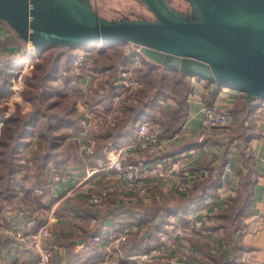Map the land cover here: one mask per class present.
Instances as JSON below:
<instances>
[{
  "label": "rangeland",
  "instance_id": "1",
  "mask_svg": "<svg viewBox=\"0 0 264 264\" xmlns=\"http://www.w3.org/2000/svg\"><path fill=\"white\" fill-rule=\"evenodd\" d=\"M167 1L173 7L183 12L190 11L191 9L190 3L187 0ZM92 2L98 12L107 18H120L123 15H127L128 17L152 18V13L146 8L145 4L139 0H92ZM129 47L131 48L130 44L125 43H99V46L92 44L90 46H77L72 49H65L61 46L40 48L27 56L28 59L26 60L27 63L25 64L26 68L24 70H22L23 61L20 60V57L24 55V48L15 54H8L7 56L5 54L6 52L2 53V51H0V89L4 88V90L0 92V140L6 142V144L0 145V150H2L0 153V173L2 172V174H5L0 178V202L3 203V205L0 206V213L4 214L5 210L10 212L16 210L17 213V210L20 209L23 213L29 212L33 219L34 216L37 215L42 217L43 221H45L48 216L50 217L51 215L50 208L55 206V213L53 215L56 216L57 220L51 227V255L54 250L53 236L55 234V227L59 225L57 222H59L58 220L64 215V213H62V208L65 205L72 203L79 208L80 204H87L99 210V218L98 220L96 219L92 225L94 226L93 228L96 229V235H89L91 237V242L89 243L103 240L102 245L100 244V250H102L100 251V256H103L93 262V264H119L122 256L126 254L123 248V243L126 238H128L130 234L129 237L133 236L134 233L136 237L137 235L140 236V233L146 235L149 231V225L148 223H142L139 227L136 226L134 229L129 227L130 229L122 231L121 221L112 218V213L118 212L116 209L121 206L118 202H124L126 205L128 202V206L133 208V210H135V208L153 207L154 205L170 206L174 204V201L177 200L176 202H178L181 197L187 194V192L186 194L178 192L176 194L177 197L165 196L164 199L158 194V192L162 191V187L159 185L160 182L167 183L166 185H171L172 189L178 190L176 187V178L174 177L166 179L152 175L150 176L149 186L148 183H141L146 179L133 182L129 181L118 171L116 172L109 169L103 170L102 166H104L107 161L105 160V156L107 155H105L107 139L100 141L106 143L98 147L96 142L98 141V135L102 131L107 128H114L113 126H116V124L105 126L103 130L99 132L91 131L94 136V152L91 153L85 150V148L81 149L82 153L79 151L80 140H84V136L78 133L79 130H83L84 128L83 114H90L92 108H110L111 106L122 111L121 118H123L125 114L129 115L135 112L141 114L142 99L146 98L145 94L152 91L157 84L160 69H149L142 53H138V56L135 57L137 61H135L134 71L135 76L141 82L140 87L143 88L139 89L140 87H138L135 89L133 99H130L128 96H125L124 100L119 101H113L112 98H107L106 91L113 89L111 83L115 78H118V66L120 64L118 55L122 50L126 52L130 50ZM102 66L109 67L102 68ZM50 67H52L51 70ZM141 67L142 70H139L138 68ZM146 68L148 72L144 74ZM93 73L96 74L93 75ZM51 74H53V76ZM167 74L171 73L169 72ZM65 77H69L67 81L68 84L64 83ZM85 77H89L90 80L87 85L83 84L82 79ZM96 77H98L97 80H95ZM73 83L75 86L69 88V85ZM160 97L166 98L165 96H159L158 98ZM167 102L168 104H174L173 99H169ZM85 103L88 108L82 110L81 106ZM37 104H39L38 116L34 119L29 133L23 139L15 154L18 167L16 168L15 177L13 180H10V184H14V187L18 185L19 193L16 192V189L15 192L12 191L8 193V188L5 190L6 186H8L7 174L5 172L8 169L7 165L9 166L12 160L11 151L15 144L16 133L19 128L22 127L21 120L30 116V114L32 115V113L34 115L35 111H33V109ZM155 104V106H149L145 112H149L150 114L155 113L157 116L159 115L158 117L160 118L162 114H165L164 110L168 104L163 105L158 102H155ZM180 112H184V109H181ZM245 112L246 110L243 107H240V109L232 108L230 110L232 118L230 126L226 128L223 137L213 138L210 140V143H217L223 147L226 145L228 147L232 146L233 140L240 132L244 135L246 128L241 126V124H243ZM55 116H59L63 120L59 121L57 117L55 119ZM147 116V114H144L143 117L147 118ZM12 117H19L20 119L11 120ZM159 118H154V120L160 121ZM170 120L171 119L168 118L166 122L164 121L165 128L169 126ZM68 130H77V134L68 133V136L65 138H56V141H62L59 146L50 139L52 135H58ZM166 132L169 133L168 130ZM167 133L161 135L165 136ZM195 139L198 141L197 137H195ZM69 144L73 145V148L71 147V150H69L70 153L73 151V155L56 162L55 160H59L63 157L62 152L70 147L68 146ZM201 145L204 146L205 143ZM21 147L27 148L25 150L28 153L30 161L28 166L20 159H25L23 156L24 149ZM64 148L65 150H63ZM169 148H164V150L159 151L157 154H163L166 150H169ZM218 149L217 147V152L213 154L218 153ZM48 150L54 151V153L58 152V157L56 155H54L55 158L51 155L48 156V158L43 157ZM220 152L219 149L218 154H220ZM227 154L228 158H230L231 156L228 152ZM76 156H83V158L78 161ZM101 160L102 162L99 164ZM185 166L186 165H184V167ZM184 167L182 171L180 170L184 175L182 179L185 178V176L188 177V175L183 172L185 170ZM58 171L60 173L68 171L71 174V180H73V182H71L69 186H65L62 191L56 193L55 188L60 182L53 181L52 178ZM189 178L191 177L189 176ZM197 181L190 180L189 186ZM35 182L41 185L35 186ZM153 190L157 191V195H159L156 201L151 200L149 203L134 201L129 203V201H131L130 196L133 197V200H135V197L141 200V196H145L147 193L150 194ZM47 191L49 193V199H46L45 202L48 203L49 200V206L45 208L41 202L39 203V201L36 200V197L34 198L32 196H42V194ZM127 191L132 192L127 194ZM5 194H7L6 197L8 198L3 201L2 196H5ZM85 194H89V196L87 197ZM94 196H99L97 202L91 200ZM201 200L183 213L160 216L157 219L156 223L160 224L157 230L159 238H156V240L155 238H149V244L146 247L138 249L143 250L156 244L160 246L161 255L150 258L146 261L147 264H214L209 258L205 257V252H208L211 247L210 228L220 220H222L221 222L229 220L230 218L232 220V216L231 214L228 215L224 213L226 216L223 215L222 218L217 219L218 216L215 215V213L210 214L208 210L205 211V197ZM43 208H45L44 211ZM230 208L231 207H225L224 209L230 210ZM195 209L201 210L196 213L207 218L204 223V229L207 231L209 230L208 234L204 233L202 236L191 235L190 237H183V239H181V237H177V239L171 238L169 236L170 221L173 220L174 217L179 219L180 216H185L191 213V210L195 211ZM130 213L136 212L130 211ZM9 214L7 213L5 215L8 216ZM14 220H11L10 223L13 222L17 224L16 217ZM117 225H119V228L121 227L120 230L114 228ZM85 247L87 246L82 244V249L79 251V258L84 254L87 255ZM192 247H194V249H192ZM84 250H86V252H84ZM131 252H127V254Z\"/></svg>",
  "mask_w": 264,
  "mask_h": 264
},
{
  "label": "water",
  "instance_id": "2",
  "mask_svg": "<svg viewBox=\"0 0 264 264\" xmlns=\"http://www.w3.org/2000/svg\"><path fill=\"white\" fill-rule=\"evenodd\" d=\"M147 17L107 18L92 0H0V19L26 49L133 44L150 60L229 86L246 100H264V0H187L181 11L167 0H141Z\"/></svg>",
  "mask_w": 264,
  "mask_h": 264
},
{
  "label": "crops",
  "instance_id": "3",
  "mask_svg": "<svg viewBox=\"0 0 264 264\" xmlns=\"http://www.w3.org/2000/svg\"><path fill=\"white\" fill-rule=\"evenodd\" d=\"M188 78L190 79L192 89L186 96L187 105L185 117L173 134L164 136V138H166L164 148L167 149L170 147L169 150H166L170 155L159 156L155 159H162L169 156L179 157V155H182L186 160L184 164L186 166L184 167L183 165L180 170L182 171L184 167V174L188 175V177L190 176L192 181H197L202 180L204 176H207L209 173L206 165L214 155L212 146L216 145L220 151H222L223 146L221 148L217 143H205L204 146L196 143L193 144L197 141L195 137L200 127V107L203 102V95L212 88L214 84L198 76L188 75ZM176 97L177 95L175 98ZM243 100H246L244 92L225 85L219 87V91L215 97V101L229 110L232 108L240 109V107H244ZM253 103L254 104L249 108H245L246 112L244 118L242 117L243 124H241V126L246 128L244 135L240 132L233 140L232 146H227L226 148L231 156L228 160L232 165L233 172L227 173L223 166L220 172L222 181L212 194L207 195L212 198L209 201L207 210L210 214L215 213V215L218 216L217 219L222 218L223 213L226 212L224 209L225 207H232L234 209L231 213L232 220L231 218L224 222L220 220L210 228V231L208 230L211 236V247L208 252H205V257L209 258L214 264H264V100H255ZM142 115L144 116V114L141 113L140 117H143ZM148 117L149 116H147V118ZM154 118L150 116V119ZM231 120L232 118L230 117V121ZM76 131L77 130H68V133L74 134ZM83 132L84 128L78 131L80 135ZM125 139L126 140L119 145H113L112 142L107 143L105 147V155L107 154L105 160H108V158L114 155L113 150L115 147L126 144L131 137ZM185 142H190L192 144L186 147L181 146L180 151H172L173 149L171 148H178V146ZM84 148V140H80V153H82L81 149ZM166 152L165 154H167ZM245 153H248L249 161L248 164L243 165L242 161ZM82 158L83 156H76L78 161ZM101 162L102 160L99 164ZM240 163H242L241 169L237 171L235 167ZM180 173L182 175V172ZM211 173L214 177V171ZM150 179L151 178H148L141 183H148L149 185ZM71 182H73V180H69L66 184H58L55 188V192L62 191V189L65 188V186H69ZM166 184L167 183H159L162 187V191L158 192V194H160L163 199L165 196L177 197L176 194L178 192L181 194H186L187 192L184 191V193L176 189L174 190L171 185ZM244 184H246V187ZM130 192L132 191H127L126 193L129 194ZM151 192L150 194L147 193L145 196H141V200L137 197L133 200V197L130 196L131 199H129L131 201H129V203L134 201H139L140 203L141 201L143 203H149L151 200L156 201V198H159L157 191L153 190ZM240 193L242 197L239 196ZM85 195L87 197L89 196V194ZM207 196H205V198ZM238 196L244 200L242 203L243 206H240L239 202L237 203ZM176 201H174V203ZM118 203L121 204V209L120 207H116L118 212L112 213V218L121 221L120 224L122 228H120L122 231L130 228L134 229L136 226L139 227L142 223H146L137 221L133 216L137 213L142 214L144 208H135V210H133V208L128 206V202L127 205L121 201ZM237 206H239L238 209L235 208ZM45 208H43V211ZM62 210L64 215L58 220L59 222L57 223L59 225L55 227V234L53 236L54 250L51 255L50 264H70V262L77 260L80 255L79 251L82 248V244L87 246L86 250L88 255L95 261L102 258L103 255L100 256V251H102L100 250V244L102 245L103 240L89 243L91 242L90 236L96 235V229H94L92 225L94 221L99 218V210L87 204H80L78 208L72 203L63 206ZM130 211L136 213H130ZM159 217L160 215L155 217V222ZM114 228L120 230L119 225ZM148 234L149 231L146 235L148 236ZM139 235L140 236L137 235V237H147L141 233ZM154 238L155 240L159 238L158 231ZM15 248L16 245L13 244L9 238L4 243H0V264H22L23 262L25 264H32V259L28 258L23 253V250ZM192 249H194V247H192ZM86 250H84V252H86ZM124 252L127 253L126 251Z\"/></svg>",
  "mask_w": 264,
  "mask_h": 264
},
{
  "label": "built area",
  "instance_id": "4",
  "mask_svg": "<svg viewBox=\"0 0 264 264\" xmlns=\"http://www.w3.org/2000/svg\"><path fill=\"white\" fill-rule=\"evenodd\" d=\"M130 46V50L127 51L129 57L126 60L120 61L118 66V78H115L111 83V87L113 89L115 88L111 97L113 101L124 100L125 96L133 99L135 89L141 86V82L135 76L134 71L135 61H137L135 57L141 52L133 44ZM36 50L37 49L31 45H28L26 49H24V55L20 57V60L23 61L22 70L26 68L27 56H29L30 53H34ZM95 74L96 73H93V75ZM97 79L98 77H96L95 80ZM82 80L84 85H87L90 81L89 77H85ZM157 102L163 105L168 104L167 99L163 97L158 98ZM81 108L84 110L88 108V106L85 103ZM91 111L90 114H83L84 132L82 135L84 136L85 150L92 153L94 152L95 144L93 132L91 131L99 132L103 130L105 126L116 124L121 118L122 111L114 106L110 108L96 107L92 108ZM200 111L201 119L200 127L196 135L197 139L201 141L208 137H223L226 128L230 126V110L214 100L211 103L202 102ZM162 129L163 125L160 121L145 117L138 118L135 123L134 135L131 136V139H129L126 144L114 148V155L108 158L105 165L102 166V169L118 171L129 181L133 182L136 180L148 179L152 175L166 179L174 177L176 178V187L178 190H187L191 178L185 176V178L182 179L184 175L180 174L181 171L179 170L186 162L182 155H179V157L169 156L162 159H155L152 162L145 159L146 156H152L164 149L166 138L161 135ZM22 149H24L23 156L25 159H20L28 166L30 161L28 153L25 150L27 148ZM212 151L213 153L217 152L216 145L212 146ZM224 170L227 173L233 172L229 160L225 163ZM52 180L66 184L71 180V174L68 171L63 173L58 171V173L54 174ZM98 197L99 196H94L91 200L97 202L99 200ZM209 199L211 200L209 196L205 198V211L209 205ZM50 210V217L48 216V218L36 229H33L34 219L29 212L23 213L19 209L17 210L18 214L16 210L11 212L5 210L4 214L0 213V243H4L9 238L13 244L16 245L15 249L18 248L23 250V253L28 258L32 259V264H50V248L52 246V240L50 238L51 227L57 220L56 216L53 215L55 213V206L51 207ZM200 211L201 210L195 209V211L191 210V213L185 216H180L179 219L174 217L173 220L170 221L169 236L173 239H177V237L183 239V237L186 238L191 235L202 236L204 233L208 234V231L204 229V223L207 218L196 213ZM7 213L9 214L8 216L5 215ZM15 217L17 219V224L13 222L10 223ZM85 249H87V247H85ZM84 255L78 258V260L70 262V264H93V262H95L88 253ZM156 255H161V249L158 244L143 250L126 253L120 259L119 264H147L146 261ZM22 264L25 263L23 262Z\"/></svg>",
  "mask_w": 264,
  "mask_h": 264
},
{
  "label": "trees",
  "instance_id": "5",
  "mask_svg": "<svg viewBox=\"0 0 264 264\" xmlns=\"http://www.w3.org/2000/svg\"><path fill=\"white\" fill-rule=\"evenodd\" d=\"M140 2H142L141 0H139ZM144 4V2H142ZM127 15H123L122 17H125ZM128 17V16H127ZM0 23H5L4 20L0 19ZM6 25V24H5ZM2 27V26H0ZM99 43L102 42H98L95 43V46H99ZM92 44H89V46ZM131 45V44H130ZM56 46H61V45H56ZM83 46H87V45H83ZM62 48L65 49H72L75 47L72 46H61ZM77 47V46H76ZM117 47V46H115ZM117 49V48H116ZM144 56V60L145 62L148 64V68H159L160 69V73L158 74V81L156 86L154 87V89L152 91L147 92L146 98L142 99V113L143 114H147L149 117L153 116V118H159L155 113L150 114L149 112H145L147 110V108L149 106H155V102H157L158 97L159 96H165L167 100H172L174 104L169 103L166 107H165V114H162L159 118V120L161 121L162 125L167 121L168 118H170L171 120L169 121V126L167 124V128H165V124H164V128L162 129L161 134L163 135L164 133L166 134L167 130L169 131V133H167V135H171L173 134L176 129L181 125L182 123V119H184L185 117V113H186V105H187V101H186V96L188 94L189 91H191L192 89V85L190 83V80L188 78V75L182 71L179 70H174V69H170L167 66H164L160 63H157L153 60H150L149 58H147L144 54H142ZM119 56V61H123V59H126L129 57V54L124 50H122V52L118 55ZM119 63V62H118ZM117 63V64H118ZM116 64V66H117ZM112 65V64H111ZM11 67V66H10ZM109 66H102V68H107ZM52 67H50L51 70ZM139 70H142L141 68H138ZM148 69L146 68V72L144 74H147ZM171 73V74H167V73ZM49 74V72H48ZM53 76V74H51ZM142 75V74H141ZM64 83L68 84L67 81L69 80V77H65L64 78ZM71 79V78H70ZM208 81V80H207ZM210 82V81H209ZM214 84V86L212 88H210L207 92H205V94L203 95V102L206 103H211L215 100V97L219 91V87L221 86L218 82H212ZM72 85V86H71ZM77 86H79L78 84H76ZM75 86V84H70V87ZM143 87H140L139 89H142ZM138 89V90H139ZM2 90H4V88L0 89V92H2ZM59 91V90H58ZM61 92V91H60ZM108 96L107 98H111L112 94L114 93L113 89L107 90L106 91ZM177 95V97L175 98V96ZM255 100L248 102L247 100H243V108H249L252 104H254ZM112 103V102H111ZM38 105V106H37ZM33 111L34 115L32 113V115L30 114V116L23 118V120H21L22 122V127L19 128V130L16 133V139H15V144L12 148L11 151V156H12V160L10 161L9 166L7 165L8 169L5 172L7 174V180H8V186H6L5 190H7L8 188V193L14 191L16 189V192L19 193V188L18 185L17 187H14V184L11 185L10 184V180H13V178L16 175V168L18 167L17 161L15 159L16 157V152L17 149L19 148L20 144L22 143L23 139L25 138V136H27V134L29 133V129L32 126V123L34 122V119L37 118L38 116V110H39V104H37ZM181 109H184V112H180ZM59 119V121H62L63 119L59 116H55V119ZM140 117L139 113H132L129 115H126L123 118H120L117 122H116V126H113L114 128H107L106 130L102 131L99 135H98V139L96 137V139L98 140L97 143V147L99 145H102L104 143H108L112 142L113 145H119L121 142L125 141V138H129L131 136L134 135V131H135V122L137 121V119ZM182 117V118H181ZM52 118V117H51ZM19 117H12L11 120H19ZM10 120V119H9ZM165 121V122H164ZM71 122V121H69ZM174 123V124H173ZM176 123V124H175ZM25 124V125H24ZM75 128V127H74ZM56 136V137H55ZM66 136H68V131H65L64 133L58 134V135H52L50 137V139H52V141L55 142V144H57L58 146L60 145V143H62V141H56V138H65ZM216 138V137H208L205 138L201 141H196L193 144H204V143H210L211 139ZM104 139H107L106 142H100L103 141ZM53 142V143H54ZM72 143V142H71ZM106 143V145H107ZM2 144H6V142L0 140V145ZM192 143L190 142H185L184 144H181L180 146H178V148H172V151H180L181 146H189ZM68 146H70L68 149L65 150V148L63 150V157H61L59 160H55L56 162L64 160L66 157H71L73 155V151L70 153L69 150H71V147L73 148V145L69 144ZM220 147H222L220 145ZM227 145L225 147H223V151L220 152V154L216 153L214 154L210 160L207 162L206 168L207 170H209L207 176H204V178L201 181H197L194 184H192L191 186H189L187 188V194L184 197H181V199L170 205V206H164V205H154L153 207H146L144 208V212L142 214H136L133 215L135 217V219L139 222H146L148 223V227H149V234L147 237H136V236H131L129 238H126L125 242L123 243V248L125 249L126 252H131V251H135L138 249H141L142 247H146L149 244V238H154L158 228L160 227V224H157L155 222V217H157V215L160 216H167L170 214H174V213H183L187 210H189L192 206H194L199 200H201L203 197L210 195L213 193V191L216 189V187L219 185V183L222 181L221 176H220V172H221V168L224 166V164L228 161V154H227ZM2 150H0L1 153ZM68 151V152H67ZM58 152L54 151H46L45 154L43 155V157L48 158V156H53L56 155L57 156ZM167 154H165V152L163 154H156V155H152V156H146V160H154L155 158L159 157V156H164V155H170L168 152H166ZM58 157V156H57ZM55 158V157H54ZM249 161V155L248 153H245V156L243 158V165L248 164ZM241 165L242 163H240L239 165H237L235 168L237 171H239L241 169ZM6 167V168H7ZM212 171H214V177L212 176ZM5 175L2 174V172L0 173V178ZM10 178V179H9ZM40 181V180H37ZM18 184V182H17ZM41 184H37L35 182V186H38ZM244 186L246 187V184H244ZM4 190V191H5ZM244 190V189H243ZM245 191V190H244ZM14 195V194H13ZM48 191L43 193L42 196H32V197H36V200L39 201V203L41 202L43 206L47 207L49 206V200L48 203L45 202L46 199L48 198ZM7 194H5V196H2V200L4 201L6 198ZM240 197H242L241 193L239 194ZM237 197V203L239 202L240 206H243L242 203L244 202V200L240 197ZM242 199V200H241ZM2 201V202H3ZM3 203L0 202V206H2ZM235 208H239V206L235 207ZM34 209V208H33ZM229 211V212H227ZM234 211V209L231 207L230 210H226V212L228 215H230L232 212ZM86 212L88 213V211L86 210ZM224 216H226V214H224ZM43 222L42 217L35 215L34 216V223H33V229H36L41 223ZM80 227V226H79ZM76 229V228H75ZM229 264V263H226Z\"/></svg>",
  "mask_w": 264,
  "mask_h": 264
},
{
  "label": "flooded vegetation",
  "instance_id": "6",
  "mask_svg": "<svg viewBox=\"0 0 264 264\" xmlns=\"http://www.w3.org/2000/svg\"><path fill=\"white\" fill-rule=\"evenodd\" d=\"M5 24L6 23H0V26H2L0 28H2L3 30H5L8 34H10V33H13L14 34V32L11 30V28H9V26L7 24L6 25ZM3 40H4V37H2L0 35V51H2V53H5L6 52L5 53L6 56L8 54H15V53H17L24 46V44L22 43V41L20 39H18V38H10L8 40H5L4 42H6L7 45H17V47L12 52H10L7 48H5V47H3L1 45Z\"/></svg>",
  "mask_w": 264,
  "mask_h": 264
},
{
  "label": "bare ground",
  "instance_id": "7",
  "mask_svg": "<svg viewBox=\"0 0 264 264\" xmlns=\"http://www.w3.org/2000/svg\"><path fill=\"white\" fill-rule=\"evenodd\" d=\"M31 60V59H30ZM30 64V63H29Z\"/></svg>",
  "mask_w": 264,
  "mask_h": 264
}]
</instances>
